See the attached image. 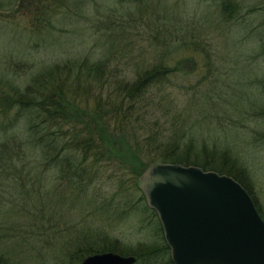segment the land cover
<instances>
[{
	"label": "trees",
	"instance_id": "trees-1",
	"mask_svg": "<svg viewBox=\"0 0 264 264\" xmlns=\"http://www.w3.org/2000/svg\"><path fill=\"white\" fill-rule=\"evenodd\" d=\"M219 8L231 31L227 37L228 72V68L235 69L241 62L231 58L241 55L233 28L241 25L244 15L240 16L241 3L237 0H220ZM123 10L120 16L110 15L103 20L100 29H104V33L100 41L105 42V46L100 56L93 57L89 53L80 61L65 62L39 72L23 89L1 92L0 181L12 180L20 193L23 184L31 182L29 190L35 193L36 199L32 208L24 211L26 213L21 214L15 207L10 215L14 218L10 220L7 216L10 221L6 224L7 231L0 233V264H20L24 260L23 253L27 251L22 250L20 239L29 240L28 254L34 253L39 262L53 258L54 264H78L88 254L113 250L122 253L114 242L102 240L97 244L94 238L103 234L99 226L92 224L77 230L78 242L74 246H64L59 252H53L52 248L59 236L58 224L63 222L65 231L71 229L63 214L70 211V206L68 210H60L61 206H57L60 200L66 201L67 196L76 200L81 194H91V202L101 208L105 205V196L100 185L111 181L121 186L125 174H129L131 184L136 182L139 188V176L145 169L141 168V163L123 162L129 167L128 173L122 163L121 167L116 164L124 140L133 158L140 159L138 153L144 152L151 163L196 165L215 170L232 176L251 195L249 185L242 180L247 177L245 169L237 168L234 160L224 156L225 152L220 154L221 158L214 159L216 154H213L211 159L202 160L194 151L201 140L194 131L197 122L194 116L206 119L215 110H224L229 116L242 117L245 110L242 97L235 91L227 96L228 112L227 107L220 105L223 102L214 100L215 96L221 98V89L216 94L212 89L215 87L209 85L215 61L213 46L196 38L193 26L187 23L182 24L179 34L175 25L161 21L160 14L153 12L154 19L144 20L147 7L136 13L129 7ZM137 24L143 25V33H148L145 46L137 49L140 53L110 56L119 49L133 46L140 34L135 30ZM182 49L201 53L206 73L194 76V55L174 60L172 55ZM121 60L132 69H116L117 61L119 64ZM113 62L115 68L110 70ZM230 86L227 84V88ZM17 125L19 129L15 131ZM258 135L264 137V130ZM127 152L121 155L126 156ZM30 165L34 174L26 172ZM49 181H53L52 186L43 190L44 183ZM4 202L0 203L1 207ZM5 219L1 216L0 224ZM163 237L158 243L140 244L133 253L135 264H173L169 245ZM6 240H11L8 245Z\"/></svg>",
	"mask_w": 264,
	"mask_h": 264
},
{
	"label": "rangeland",
	"instance_id": "rangeland-1",
	"mask_svg": "<svg viewBox=\"0 0 264 264\" xmlns=\"http://www.w3.org/2000/svg\"><path fill=\"white\" fill-rule=\"evenodd\" d=\"M237 1L241 3L240 16L244 17L241 18V25L233 28V33L236 34L234 40L239 44L241 55H232L231 60L239 59L241 62H238L235 69L228 68L227 72V37H230L228 34L231 31L229 23L220 12V0H142L130 3L118 0H0V95L13 89H23L39 72L61 66L65 62L80 61L89 53H92L93 57L100 56L105 46V42L100 41V35L104 33L100 26H103V20L107 16H120L123 8L129 7L131 12L136 13L139 9L147 7L144 20L149 22L155 15L160 14L161 21L175 25L179 34L183 30V23L192 25L196 38L209 42L215 49L212 53L215 60L213 76L209 79V85L216 88H212L216 94L220 89L222 91L220 90L221 98L214 93V100L223 102L220 105L227 107L228 112L230 104L227 103V96L231 91H235L242 97V105H245L242 117L239 114L229 116L224 110H215L206 119L194 116L193 119L197 120L194 131L196 130L195 133L201 138L194 151L202 160L211 159L213 154L216 155L212 158H221L220 154L225 152L224 156L234 160L237 168L242 166L247 179H241L249 185V195L264 219V137L258 135L264 130V0ZM147 27L149 28V24ZM143 29V25L137 24L135 30L140 31V34L135 38L133 46L129 49H119V52L115 51L110 56H117L118 53L136 56L140 53L137 49L139 46H145L148 34L146 31L143 33ZM190 55H194L196 60L194 76L206 73L203 55L199 52L182 49L177 50L172 57L176 60ZM123 60L119 61V64L117 61L116 69H132L131 66L123 64ZM113 68L115 62L109 67L110 70ZM227 84L231 86L227 88ZM239 117L240 120L236 121ZM254 117L256 119L252 120ZM18 129V125L15 126V131ZM255 134L257 137H254ZM123 143L124 146L119 149V159L116 161L119 167L122 163L126 170L129 167L124 165L125 162L133 165L141 163V168L146 169L151 164L147 161L150 157L144 152L138 153L140 159L133 158L134 155L129 151L125 140ZM126 152L128 155H121ZM28 171L35 173L33 165L26 169V172ZM126 171L128 173V170ZM123 178L121 186L111 181L100 185L105 196V205L101 208L96 207L97 203L91 202V194H81L76 200L67 196L66 201L60 200L57 203L62 211L68 210L70 206V211L63 214L65 219L69 220L71 229L65 231L63 222L58 224L60 232L55 239L53 252L61 251L64 246H74L78 242L77 230L90 224L99 226L103 234L94 238L97 244L102 240L107 243L114 242L122 253L114 250L112 252L121 255L135 256L133 253L140 244L161 241L163 233L159 229L161 225L157 215L148 207L136 182L131 184L129 174H125ZM52 182L44 183L43 190H49ZM23 185L20 193V189L12 180L0 181V203L5 201V204L0 206V217L6 218L5 222L0 224V233L7 231L6 226L10 223L7 216L10 220L14 218L10 215L15 207L24 214L25 210L28 211L33 206L36 195L29 190L32 183L25 182ZM37 185L38 182L35 186ZM123 190L127 194H123ZM10 241L6 240V244ZM20 242L22 250L27 251L23 253L24 260L20 264H54L53 258L39 262L34 253L28 254V239H20ZM34 246H37L36 242ZM136 262L137 260L133 264Z\"/></svg>",
	"mask_w": 264,
	"mask_h": 264
},
{
	"label": "water",
	"instance_id": "water-1",
	"mask_svg": "<svg viewBox=\"0 0 264 264\" xmlns=\"http://www.w3.org/2000/svg\"><path fill=\"white\" fill-rule=\"evenodd\" d=\"M160 221L173 264H264V219L233 177L197 166L151 163L138 180ZM96 252L80 264H133Z\"/></svg>",
	"mask_w": 264,
	"mask_h": 264
}]
</instances>
